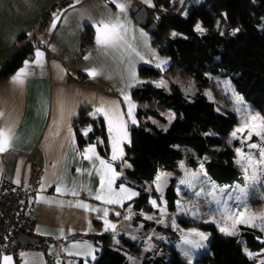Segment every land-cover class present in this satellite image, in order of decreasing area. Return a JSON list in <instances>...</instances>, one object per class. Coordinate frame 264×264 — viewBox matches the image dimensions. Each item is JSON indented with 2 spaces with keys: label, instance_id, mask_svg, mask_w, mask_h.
<instances>
[{
  "label": "trees",
  "instance_id": "16d2710c",
  "mask_svg": "<svg viewBox=\"0 0 264 264\" xmlns=\"http://www.w3.org/2000/svg\"><path fill=\"white\" fill-rule=\"evenodd\" d=\"M73 0H55L39 16L28 33L16 37L17 48L0 65V78L12 73L28 59L29 53L42 45L41 33L52 17V13ZM152 10L158 16L153 21L155 28L150 33L151 41L157 42V50L169 57L165 69L173 68L198 80L210 84L216 78H228L235 92L248 102L250 109L264 115V0H152ZM197 22L205 29L194 30ZM219 22V23H218ZM234 29H239L233 34ZM168 32L177 33L176 36ZM223 32V35H221ZM91 38V29L84 26L80 32L77 56L86 48ZM141 75L157 76V68L140 65ZM75 82L93 85L102 79L90 78L80 70L68 73ZM112 90L109 83L103 82ZM113 91V90H112ZM138 105L135 109L136 125L128 126L130 143L124 144V155L114 163L119 172L114 185L123 183L137 191L129 202L131 222L153 229H162L152 220L143 219L142 211H151L148 197L152 194L147 184L158 169L176 170L183 158L187 165H196L195 158L202 157L205 170L215 179L228 181L237 174L233 164L235 140L228 141L227 134L236 122L234 113L226 107L217 106L200 89L189 96L183 94L178 84L168 80L166 87L140 83L131 89ZM175 118L165 126V116ZM74 141L80 150L86 144L97 145L98 154L107 159V140L101 117L90 116L86 107L77 110L70 120ZM91 129L85 136L84 130ZM167 128V131L164 129ZM103 141L98 144L97 141ZM188 150L192 154L188 153ZM173 177L168 178L164 188L167 207L172 209ZM251 208H259L262 200L256 196L248 199ZM181 225L193 224L206 230L209 235L206 252L194 258L192 264H258L256 253L264 252L261 230L241 225L238 236H225L217 232L213 224L178 219ZM98 245L95 259L87 264H126L124 254L106 244L108 233L78 235ZM122 242L128 246L132 243ZM161 250L163 247L157 245ZM253 254L250 259L246 251ZM173 251V248H170ZM258 251V252H257ZM149 264H188L178 256L165 258L161 253L142 259ZM77 264H82L80 259Z\"/></svg>",
  "mask_w": 264,
  "mask_h": 264
},
{
  "label": "crops",
  "instance_id": "0c3cea01",
  "mask_svg": "<svg viewBox=\"0 0 264 264\" xmlns=\"http://www.w3.org/2000/svg\"><path fill=\"white\" fill-rule=\"evenodd\" d=\"M54 1L0 0V65L17 48L19 44L16 41L17 35L28 33L41 13ZM126 3L130 39L135 37L132 42L136 52L144 57L143 60L133 53L121 62L119 55L105 56L96 48L93 22L119 14L115 4L109 0H79V2L73 0L52 13L51 19L41 33L42 45L33 48L27 59L30 62L34 61L35 53L39 50L43 53L41 64L31 65V74L25 79L24 85L17 86L11 82V77L24 62L12 73L0 78V112L4 114L0 116V128L11 127L14 137L12 147L7 152L0 153V177L3 176L12 183L22 185L25 182L28 164L33 163L37 167L40 182L35 189L29 213L35 221L33 234L47 239L43 242V246L53 258L54 264H57V260L61 264H77L78 259L82 261V264H87L86 260L95 257L98 245L87 238L78 236L85 233H108L106 244L119 249L124 254L126 264L131 251L139 250L144 244L152 249L153 255L157 254V250H161L150 240L142 243L141 239L132 238L133 240L129 241L128 237L120 231L121 229L116 232L118 228L126 226L127 221L124 217L130 219L132 215L129 204L123 203L129 202L135 196L124 199L122 204L112 205H105L102 201L92 198L99 187L100 180L93 169L92 162L83 159L80 153L93 143H88L79 150L75 141L73 142L74 136L70 124V120L79 108L86 107L87 113L93 116L91 113L102 103L110 105L114 102L126 114L127 104L124 101V94L129 95L132 103L137 107L138 103L131 95V89L144 83L143 81H149L150 78L139 74L137 68L144 64L157 68L158 61L155 62L156 56L153 54L154 45L150 33L137 24L129 11L130 6L135 4L143 6L148 14V11L152 9V0L147 2L146 0H126ZM53 14L59 17L55 21L54 28L52 27ZM120 15L123 18L124 14ZM84 26L91 29V38L85 50L77 56L80 32ZM141 32L147 37L146 40L140 35ZM85 56L90 58L86 60ZM130 62L134 65L136 81L139 82L129 78ZM92 68L101 72V75L95 78L109 83L113 91L105 87L104 81L99 80L93 85H86L75 82L68 76V73L73 70L77 69L87 74L86 70ZM129 84L133 86L129 87ZM95 116L101 117L103 121L108 153L107 159L101 158L108 160L111 148L108 143L107 126L102 115ZM136 124L129 122V125ZM121 159L111 162L117 173L119 172L114 163H119ZM78 169L80 171H77ZM120 185L137 193L134 188L123 183L113 184L112 187L118 190ZM58 186L61 187L62 192L56 191ZM73 190L79 195H71ZM77 202L100 208L101 211H86L82 207H75ZM104 208H108L106 219L114 227L106 229L102 211ZM149 229L152 230V228ZM120 239L131 242L132 246H128ZM261 239H264V234ZM74 243L79 244L80 247L73 248ZM69 251L81 253L90 251L91 255L69 256ZM4 256L10 255L0 253V264ZM255 257L259 262L260 259H264V252L256 253ZM17 258V264H44L42 252L39 249H24L18 253ZM141 262L149 264L142 260Z\"/></svg>",
  "mask_w": 264,
  "mask_h": 264
},
{
  "label": "snow or ice",
  "instance_id": "6c2138e0",
  "mask_svg": "<svg viewBox=\"0 0 264 264\" xmlns=\"http://www.w3.org/2000/svg\"><path fill=\"white\" fill-rule=\"evenodd\" d=\"M79 2V0H77ZM109 2L115 4L116 8L119 10V14L114 17H109L107 19H101L99 21L93 22L94 29V44L96 48L105 56L112 54L113 56L119 55L121 62H123L124 58L130 57L133 53H135L141 60L144 59L138 52H136L135 45L133 44V40L135 37H131L130 39V29L129 22L126 18V10L127 3L126 0L124 2H120V0H109ZM147 2V0H146ZM72 7V5H70ZM120 14H124L123 18ZM53 24L52 27L56 26L55 21L59 17L56 14H53ZM219 23V22H218ZM194 30L199 33H203L205 29L201 26L200 22H197ZM239 29H234L233 34H235ZM142 37H147L143 32L140 34ZM173 36H176L177 33L173 32ZM223 35V32H221ZM154 54V53H153ZM35 60L29 61L25 60L24 64L21 68H19L16 73L11 77V82L16 84L17 86H23L25 83V79L31 74L30 67L32 64L40 65L43 57V53L39 50L35 53ZM90 56H85L84 59H89ZM167 61L161 60L156 64L157 68H160L162 65L166 64ZM87 74L90 78H95L98 75H101V72L96 69H87ZM129 78L134 82L136 81V72L134 69V65L129 63ZM227 83V82H225ZM132 87V84L128 85ZM159 86V85H158ZM210 95V94H209ZM124 101L127 104V113L122 112L117 104L114 102L110 105L101 104L99 107L94 109V112L91 115H102L104 121L107 126L108 131V143L111 148V155L108 160L101 158V156L97 152L96 144H89L86 148H84L83 152L80 153L83 159L92 162L93 169L96 175L99 177L100 183L99 187L96 189L95 195L92 196L93 199L102 201L105 205L112 204H122L124 199H131L133 196H136L137 193L132 191L131 189L125 187L124 185H120L119 189L113 188V184L115 183L119 173L115 171L111 162L120 160L123 155V147L124 143H130L129 135H128V126L129 122L131 124H136V118L134 115V111L136 105L132 103L129 95L124 94ZM235 101L237 102V111L241 114V125L234 130L232 133V137L236 138L239 134L244 133L245 135L241 140V147L235 149V164L240 168L245 183L243 187L237 186V189L231 193H227V200L222 201V208H218L221 220L223 224L218 223L215 219L211 222L216 223L219 231L225 236H238L240 226H246L248 228H257L259 227L261 231H264V211L259 213L253 212L249 209L247 198H248V190L253 188L255 185L264 184V115L260 113H253L247 106L243 105L242 98L239 96L235 97ZM4 114L0 112V116ZM126 117V118H125ZM175 118L173 114H170L168 117L169 124ZM91 129L84 130L83 134L86 136L88 131ZM167 131V128L164 129ZM257 137L256 142L252 141V137ZM14 137L12 134V128H0V153L7 152L12 147V141ZM73 137V142H74ZM98 144H103V141H97ZM246 149V150H245ZM98 162V163H97ZM77 171H80L79 169ZM91 174V173H90ZM160 180H165L166 177L158 178ZM197 177L195 174H186L185 178L180 181L181 184L188 185L189 187L193 186V181L196 180ZM215 189V185L212 186ZM158 190H161V185H157ZM56 191L62 192L61 187H57ZM91 194V191H89ZM201 192H196V196H200ZM71 195L77 196L78 192L73 190ZM207 196L212 199H217L215 191L207 192ZM235 202V210L233 207L229 206L228 201ZM155 205V201L152 202ZM75 207H82L86 211H101L100 208H93L86 203L77 202ZM104 224L107 228L114 227L109 221L106 219L108 215V208H104ZM163 211V210H162ZM118 214V213H117ZM151 219V217H148ZM191 236L198 237V239H189L185 237L184 243L188 244L192 247L199 248L203 247V241L207 240L208 235L196 231L195 229L191 230ZM87 246V245H86ZM73 248L80 247L79 244L74 243L72 245ZM90 247V246H87ZM246 254L250 259L253 258V254L247 252ZM24 255V254H21ZM69 256H80V255H91V252L81 253L77 252H68ZM185 255H188L187 251ZM92 259H95L93 256ZM130 260L132 258H129ZM12 257L4 256L2 260V264H11ZM57 264H61L59 260H57ZM189 264H191V259H189ZM258 264H264V259H260Z\"/></svg>",
  "mask_w": 264,
  "mask_h": 264
},
{
  "label": "rangeland",
  "instance_id": "374dc122",
  "mask_svg": "<svg viewBox=\"0 0 264 264\" xmlns=\"http://www.w3.org/2000/svg\"><path fill=\"white\" fill-rule=\"evenodd\" d=\"M148 14L153 21L157 19L158 14L154 10L150 9ZM172 33L173 32H168L169 35H172ZM156 43V41H152V44L154 45V55L156 56L155 62L158 61L159 63L161 61L160 59H163L167 61V63L158 68L159 74L157 76H149V81L143 82L149 83L150 85L161 84L163 88H165L167 81L172 80L178 84L179 88L186 96H189L195 89L198 88L217 106L223 108L226 104V107L230 109L236 117V122L233 124L232 128L227 134L228 141L235 140L237 142V144L233 147L232 158L233 164L236 165L234 162L236 159L235 149L241 147V140L245 135L242 133L236 138L232 137L234 130L241 125V114L236 110L237 102L235 101V97H241V95L233 90L231 83L226 77L214 79L213 86L210 84L203 85L200 84L198 80L189 75L178 73L174 68L172 70L165 69L169 63V57L157 50ZM242 101L243 105L250 109L248 102L243 98ZM250 110L253 113H258L256 110ZM164 116L165 122L159 123L158 125H166L169 115L167 116L164 114ZM256 141L257 137L253 136L252 141L250 142ZM188 153L192 154V152L189 150ZM201 159L202 157L195 158L197 163L196 165L191 166L185 164L182 158L177 162L175 171L158 169L151 182L147 184V187H150L152 190V194H150L148 197V202L152 209L151 211L140 212V216L143 219H148V217H151V219L148 220H152L154 223L160 225L162 229L152 228V230H150L147 226L141 225V223L136 224L135 222H131L130 219H127L128 217H124L125 221H127L126 226L118 228L116 232L121 229L120 231L128 237L129 241H132V238L141 239L142 243H144L146 240H150L154 245L159 244L160 247H163L164 250H157V254L161 253L165 258H168L171 255L178 256L188 264L189 259H191L192 264L196 256L206 252L207 240L203 241L202 243L204 246L199 248L185 244L183 241L185 237L189 239H198V237L191 236L190 233L193 229L203 232L207 235H209V233L206 230H202L194 226L193 224L181 225L178 222V219L183 218L191 222L213 224L217 232L221 235H224L219 231L217 224L212 223L211 221L215 219L218 223L223 224L220 213L217 211V209L223 207L221 202L228 199V196L226 195L227 193L235 191L237 186H244L245 179L240 168L236 165L237 174L235 177L228 181L217 180L205 170ZM186 174H195L197 177V179L193 181L192 187L180 183V181L185 178ZM160 177H166V181L158 179ZM169 177H173L174 179L172 188L175 192V196L172 200V209L167 207V201L164 197V188ZM158 184L161 185V190H158ZM213 185H215V189H213ZM198 191L202 193L200 196L195 195V193ZM209 191H215L217 199L214 200L208 197L207 192ZM251 196H256L262 200V205L259 208H251V206H249L248 199ZM153 201L156 202L155 205L152 203ZM247 203L249 209L253 212L259 213L264 211V184L258 183L253 188L248 190ZM228 204L229 206L233 207V210H235L234 201L229 200ZM261 233L264 234V231H261ZM170 248H173V251H170ZM186 251L188 255H185ZM148 255H153L152 249L144 244L139 248V250L131 251L130 258L132 259L128 260V264H143L141 260L146 258Z\"/></svg>",
  "mask_w": 264,
  "mask_h": 264
},
{
  "label": "built area",
  "instance_id": "2783aa9c",
  "mask_svg": "<svg viewBox=\"0 0 264 264\" xmlns=\"http://www.w3.org/2000/svg\"><path fill=\"white\" fill-rule=\"evenodd\" d=\"M39 182L38 169L33 163L28 164L22 185L0 177V253L10 255L13 264H17L18 253L24 249H39L44 264H54L53 258L44 249L43 242L47 240L45 237L35 235L36 239L32 241L15 240L17 233L34 235L35 221L29 209Z\"/></svg>",
  "mask_w": 264,
  "mask_h": 264
},
{
  "label": "water",
  "instance_id": "95a60500",
  "mask_svg": "<svg viewBox=\"0 0 264 264\" xmlns=\"http://www.w3.org/2000/svg\"><path fill=\"white\" fill-rule=\"evenodd\" d=\"M130 13L132 14L133 19L139 24L141 27L145 28V30L149 33H152L155 24L153 21L149 20V16L146 12V9L143 6H137L135 4L130 6L129 9ZM35 235H27L22 233H17L15 235L16 241H32L35 240Z\"/></svg>",
  "mask_w": 264,
  "mask_h": 264
}]
</instances>
